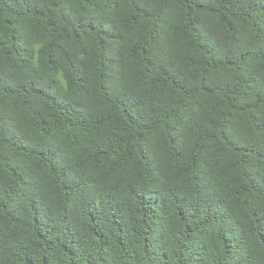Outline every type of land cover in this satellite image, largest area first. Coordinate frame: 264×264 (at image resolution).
I'll return each mask as SVG.
<instances>
[{
	"label": "trees",
	"instance_id": "1",
	"mask_svg": "<svg viewBox=\"0 0 264 264\" xmlns=\"http://www.w3.org/2000/svg\"><path fill=\"white\" fill-rule=\"evenodd\" d=\"M0 264H264V0H0Z\"/></svg>",
	"mask_w": 264,
	"mask_h": 264
}]
</instances>
